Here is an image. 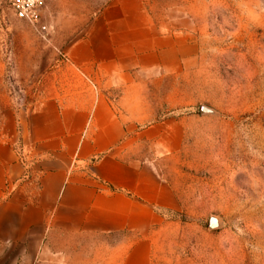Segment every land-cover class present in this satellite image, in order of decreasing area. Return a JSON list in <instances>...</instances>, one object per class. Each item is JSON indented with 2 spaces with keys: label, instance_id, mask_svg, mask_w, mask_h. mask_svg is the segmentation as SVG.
<instances>
[{
  "label": "crops",
  "instance_id": "crops-1",
  "mask_svg": "<svg viewBox=\"0 0 264 264\" xmlns=\"http://www.w3.org/2000/svg\"><path fill=\"white\" fill-rule=\"evenodd\" d=\"M142 1L105 8L71 48L72 80L0 119V264H151L177 197L145 156L160 141L145 82L182 70L193 21Z\"/></svg>",
  "mask_w": 264,
  "mask_h": 264
},
{
  "label": "rangeland",
  "instance_id": "rangeland-1",
  "mask_svg": "<svg viewBox=\"0 0 264 264\" xmlns=\"http://www.w3.org/2000/svg\"><path fill=\"white\" fill-rule=\"evenodd\" d=\"M141 1L120 3L131 13ZM116 2L42 0L33 24L0 0L1 121L72 80V46ZM144 4L154 20L176 6L193 21L182 70L145 82L153 119L144 128L160 133V141L146 140L145 156L158 161L177 197L154 230L151 264H264V0Z\"/></svg>",
  "mask_w": 264,
  "mask_h": 264
},
{
  "label": "built area",
  "instance_id": "built-area-1",
  "mask_svg": "<svg viewBox=\"0 0 264 264\" xmlns=\"http://www.w3.org/2000/svg\"><path fill=\"white\" fill-rule=\"evenodd\" d=\"M18 18L28 20L33 24H39L41 19L40 8L42 0H10ZM42 26V29H45Z\"/></svg>",
  "mask_w": 264,
  "mask_h": 264
},
{
  "label": "water",
  "instance_id": "water-1",
  "mask_svg": "<svg viewBox=\"0 0 264 264\" xmlns=\"http://www.w3.org/2000/svg\"><path fill=\"white\" fill-rule=\"evenodd\" d=\"M202 111L203 112H209L210 110L208 108L203 107ZM209 226L212 229L219 227L220 226V220L216 216L211 217L210 221H209Z\"/></svg>",
  "mask_w": 264,
  "mask_h": 264
}]
</instances>
